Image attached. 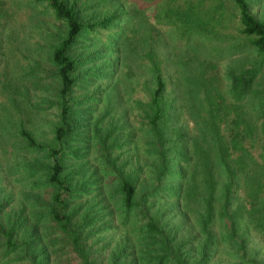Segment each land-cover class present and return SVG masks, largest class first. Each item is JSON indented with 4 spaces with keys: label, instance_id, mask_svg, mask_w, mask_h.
Listing matches in <instances>:
<instances>
[{
    "label": "rangeland",
    "instance_id": "374dc122",
    "mask_svg": "<svg viewBox=\"0 0 264 264\" xmlns=\"http://www.w3.org/2000/svg\"><path fill=\"white\" fill-rule=\"evenodd\" d=\"M0 8V214L12 217L22 210L28 217L35 208L34 194L48 196L47 188L36 186L38 169L46 163L44 149L50 145L41 151L28 148L18 136V128L22 123L40 138L39 143L52 134L57 120V82L50 55L64 34V26L38 0H0ZM76 8L84 20L121 11L112 29L85 31L71 48L77 61L71 93L74 130L64 164L78 218L84 216L87 223L84 242L90 258L95 264H111L118 252L122 255L116 264H150L140 251L144 234L140 228L145 221L137 215L138 208L126 218L116 191L120 178L130 176L137 187L136 201L141 203L145 193L146 206L161 217L159 226L174 239L172 244L183 242L182 251L192 249L190 264H264V231L249 219L236 225L234 238L220 221L208 224L207 230L214 235L207 242L194 218L182 221L175 206V187L181 181L178 160L169 158V171L160 175L156 144L146 127L145 102L158 65L167 80L166 97L173 106L169 123L177 133L193 134V119L176 97L175 82L177 77L185 80L194 76L191 68L210 49L203 50L204 54L177 41L168 28L156 27L154 8L147 1L120 0L109 5L78 0ZM252 13L264 20V0L252 5ZM210 42L211 49L217 47V41ZM219 43L220 49L210 50L217 58L214 67H203L205 72L200 76L214 77L222 95L231 102L228 68L240 52L232 54L230 42ZM255 87L264 93V66ZM246 108L254 111L250 104ZM258 120L264 124V113ZM263 144L264 137L254 143L255 155L262 152ZM34 232V248L43 246L48 257L44 264H79L70 250L49 243L38 225ZM205 244V249H200Z\"/></svg>",
    "mask_w": 264,
    "mask_h": 264
},
{
    "label": "trees",
    "instance_id": "16d2710c",
    "mask_svg": "<svg viewBox=\"0 0 264 264\" xmlns=\"http://www.w3.org/2000/svg\"><path fill=\"white\" fill-rule=\"evenodd\" d=\"M38 1L64 26V34L50 55L57 82V120L52 125L50 138L41 143L22 123L18 136L28 148L41 151L47 143L50 145L44 149L46 163L38 169L36 186L47 188L48 196L34 194L35 208L31 216L24 217L22 210L12 217L0 214V264H15L23 259L25 264L46 263L48 257L43 246L39 250L33 246L36 225L43 229L49 243L70 250L79 264H95L84 242L87 223L84 216L78 218L77 207L72 202L74 189L65 173L64 156L74 130L71 93L76 82L77 61L71 55V48L85 31L112 29L121 11H111L97 20H84L76 8L78 0ZM97 1L112 5L120 0ZM143 1L154 8V25L168 28L177 41L189 43L202 52H207V47L216 51L220 49L219 42H230L231 53L240 52L228 68L231 102L222 95L214 77L200 76L205 72L203 67H214L213 60L217 58L210 50L191 68L194 76L185 80L177 77L176 97L193 119L194 132L190 136L177 133L169 123L173 106L166 97L167 80L158 65L154 67L153 88L145 102L144 117L156 144L160 175L169 171V158L178 160L181 175L175 187L178 215L182 221L194 218L206 242L213 238L214 232L207 230V225L214 221L225 224L233 238L236 225L243 219H249L264 231V147L258 155L253 151L254 143L264 137V124L258 120L264 113V93L255 87L257 74L264 66V20L252 13V5L257 0ZM201 36L205 40H200ZM212 39L218 44L211 49ZM245 104H250L254 111ZM254 114H257L255 119ZM116 191L126 218H131V212L138 208L137 215L145 221L140 228L144 233L140 251L147 263L190 264L192 249L182 251L183 242L172 244L174 239L159 226L161 217L150 212L151 206H146L145 193L143 203L136 201L137 187L132 177H121ZM194 235L196 238L197 234ZM205 247L206 244L200 249ZM121 255L116 252L111 264H116Z\"/></svg>",
    "mask_w": 264,
    "mask_h": 264
}]
</instances>
